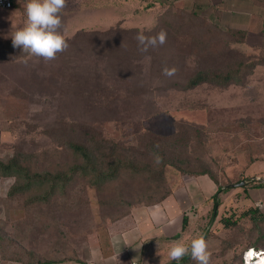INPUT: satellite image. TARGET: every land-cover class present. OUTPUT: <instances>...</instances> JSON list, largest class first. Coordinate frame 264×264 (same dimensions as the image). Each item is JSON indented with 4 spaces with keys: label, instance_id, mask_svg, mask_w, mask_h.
Returning <instances> with one entry per match:
<instances>
[{
    "label": "rangeland",
    "instance_id": "obj_1",
    "mask_svg": "<svg viewBox=\"0 0 264 264\" xmlns=\"http://www.w3.org/2000/svg\"><path fill=\"white\" fill-rule=\"evenodd\" d=\"M189 12L176 7L166 21L174 28L180 27L183 38H191L190 55L182 63L185 73L201 65L206 49L211 55L215 46L229 43L226 34L213 33L199 18L187 20L183 14ZM68 45L52 61L29 56L26 61L0 63V157L7 158L16 151H46L49 155L45 157H56L66 140H85L88 133L124 142L135 133L170 136L182 127L204 128L208 151L199 153L200 159L221 189L206 200L207 211L203 203L188 211L189 238L184 243L190 244L209 230L211 264H242L245 249L256 243L264 246V222L255 226L248 219L255 208L264 216V188L256 189L253 183L264 184V53L260 36L251 34L247 47L236 45L240 49L226 59L229 63L256 64L244 86L222 89L202 85L187 92L171 89L177 79L153 71V61L148 58L136 68L123 70L116 66L121 62H109L84 46ZM151 52L166 57L171 53L166 49ZM208 53L205 51V56ZM109 64L112 68H107ZM120 71L125 74L124 81L112 75ZM99 73H108V78ZM54 161L48 159L39 167H50ZM173 176L177 173L170 172L167 181L173 187L184 179V188L189 189L198 180L183 176L175 181ZM13 182L12 178L0 182V222L7 224L1 235L28 246L40 260L84 262L109 234L107 217L114 210L102 209L94 190L77 189L67 203L60 205V211H24L20 203L6 200ZM204 182V188L200 185L203 190L191 189L197 201L216 187L211 181ZM242 182L246 183L240 186ZM223 220L235 226L225 228ZM233 243L227 251L225 247Z\"/></svg>",
    "mask_w": 264,
    "mask_h": 264
},
{
    "label": "trees",
    "instance_id": "obj_2",
    "mask_svg": "<svg viewBox=\"0 0 264 264\" xmlns=\"http://www.w3.org/2000/svg\"><path fill=\"white\" fill-rule=\"evenodd\" d=\"M174 8L176 7L173 5H167L156 23L148 29L116 26L103 31L81 30L67 41L72 45L84 46L89 52L104 57L109 62H121L116 66L124 68L123 70L130 69L131 66L136 68L146 58L153 61L151 69L160 74L165 66H175L178 72L173 79H177L178 82H174L171 89L178 88L182 92L194 90L202 85L222 89L232 85L244 86L247 76L257 67L256 64L248 66L240 61L229 63L226 59L233 51L240 49L237 46L245 43L246 34L234 30H221L195 11L183 14L187 20L199 18L203 24L206 22L214 30L213 33L222 32L229 38V43H226L224 47H212L211 55L207 49H204L208 55L205 56L204 51L200 60L201 65L192 72L185 73L182 63L186 55H190L191 38L187 36L183 38L180 27L174 28L167 24L166 21L170 19L168 14ZM161 29L167 32V42L163 46L149 49L146 53L138 51V42L135 37L139 32L151 36L156 35ZM162 49L173 53L166 57L151 52L156 50L157 53H162ZM262 50L264 53V26ZM261 65L264 66V63ZM112 66L113 64H109L107 68ZM122 72H113L112 75L122 81L125 77ZM126 74L129 77L132 76L127 72ZM99 75L102 78L106 75L108 78V73L105 75L99 73ZM183 76L182 81L178 80ZM205 134L204 128L188 126L182 127V130H175L170 136H161L148 131L141 134L135 133L132 139L122 142L103 138L97 133H88L85 140H66L62 144L63 150L56 153V157L54 154L48 158L45 157L49 155L46 151L34 153L16 151L7 158L0 157V182L6 178L14 180L6 194V200L20 203V208L24 211L37 210V208H48L53 212L60 211V205L67 203L66 201L77 189H92L99 197L98 204L102 209L107 207L114 210L111 216L107 217L108 228H111L116 222L128 218L135 208L155 206L171 196L182 182L179 181L174 187L172 184L169 186L167 181L170 172L177 173V176L172 178H175V181L183 176H207L216 185L217 194L221 184L200 159L199 153L205 154L208 151ZM193 156H195L194 160ZM157 157L161 158L160 163H156ZM48 159H55V161L50 167L41 169L39 165L44 164ZM253 183L256 189L264 188V184ZM250 211L248 219L251 223L257 226L264 222L263 213L259 208ZM222 223L225 228L235 226L234 222L229 223L227 220H223ZM187 226L188 219L184 216L182 232ZM3 227L7 229V224L0 222V264H85L79 259L40 260L37 253L28 249V246L2 237ZM209 233L208 230L202 234L207 243ZM175 238H179V235ZM232 246L234 243L225 248L230 251ZM250 248L257 251L264 250V246H259L258 243L248 249ZM224 263L217 262V264ZM163 264H169V261ZM170 264H197V262L190 256H185L180 261H171Z\"/></svg>",
    "mask_w": 264,
    "mask_h": 264
},
{
    "label": "crops",
    "instance_id": "obj_3",
    "mask_svg": "<svg viewBox=\"0 0 264 264\" xmlns=\"http://www.w3.org/2000/svg\"><path fill=\"white\" fill-rule=\"evenodd\" d=\"M26 3L27 0H16L12 9H0V63H16L29 58L22 49L12 46L11 39L25 26ZM167 5L195 11L221 30L244 32L245 46L253 33L260 39L263 37L264 0H67L60 33L68 37L81 30L103 31L116 26L148 29ZM191 178L198 180L193 181L189 189L184 188L183 179L181 186L162 203L135 208L128 218L112 225L103 242L89 253L85 264H163L169 261L172 242H184L189 238L186 233L189 225L182 232L183 217H188V211L197 204L200 207L203 203L207 211L206 200L217 192L214 187L210 195L197 201L192 187L203 190L204 181L215 184L207 176ZM176 235L179 238H175Z\"/></svg>",
    "mask_w": 264,
    "mask_h": 264
},
{
    "label": "clouds",
    "instance_id": "obj_4",
    "mask_svg": "<svg viewBox=\"0 0 264 264\" xmlns=\"http://www.w3.org/2000/svg\"><path fill=\"white\" fill-rule=\"evenodd\" d=\"M67 6V0H27L25 14L27 17L25 26L17 30L11 37L12 46L22 49L28 56L42 58L44 61L56 59L58 53L67 50L66 38L60 33L62 28V11ZM138 51L146 53L149 49H156L167 42V32L161 29L156 35H145L139 32L136 35ZM178 69L165 66L162 74L173 77ZM161 158H156L160 163ZM169 264L171 261H180L185 256L197 262V264H211V253L208 244L201 234L185 244L182 241H173L168 251Z\"/></svg>",
    "mask_w": 264,
    "mask_h": 264
},
{
    "label": "built area",
    "instance_id": "obj_5",
    "mask_svg": "<svg viewBox=\"0 0 264 264\" xmlns=\"http://www.w3.org/2000/svg\"><path fill=\"white\" fill-rule=\"evenodd\" d=\"M15 1L16 0H0V9L3 10L12 9ZM262 255L264 256V250L257 251L253 248H250L243 253L242 264H264V262H260L259 256Z\"/></svg>",
    "mask_w": 264,
    "mask_h": 264
},
{
    "label": "bare ground",
    "instance_id": "obj_6",
    "mask_svg": "<svg viewBox=\"0 0 264 264\" xmlns=\"http://www.w3.org/2000/svg\"><path fill=\"white\" fill-rule=\"evenodd\" d=\"M252 254H253V252H252ZM260 257V262H264V256L262 255V256H259Z\"/></svg>",
    "mask_w": 264,
    "mask_h": 264
},
{
    "label": "water",
    "instance_id": "obj_7",
    "mask_svg": "<svg viewBox=\"0 0 264 264\" xmlns=\"http://www.w3.org/2000/svg\"><path fill=\"white\" fill-rule=\"evenodd\" d=\"M245 183H246V182H242V183H240L239 185L242 186V185H244Z\"/></svg>",
    "mask_w": 264,
    "mask_h": 264
}]
</instances>
